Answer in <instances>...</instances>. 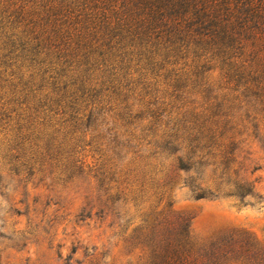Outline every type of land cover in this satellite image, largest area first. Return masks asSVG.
Masks as SVG:
<instances>
[{
    "label": "rangeland",
    "instance_id": "rangeland-1",
    "mask_svg": "<svg viewBox=\"0 0 264 264\" xmlns=\"http://www.w3.org/2000/svg\"><path fill=\"white\" fill-rule=\"evenodd\" d=\"M131 66L122 95L78 112L0 67V264H150L180 216L196 246L245 233L264 247V128L245 120L251 109H224L244 119L233 167L251 195L196 198L212 159L183 171L162 134L221 111L224 82L183 62Z\"/></svg>",
    "mask_w": 264,
    "mask_h": 264
},
{
    "label": "trees",
    "instance_id": "trees-1",
    "mask_svg": "<svg viewBox=\"0 0 264 264\" xmlns=\"http://www.w3.org/2000/svg\"><path fill=\"white\" fill-rule=\"evenodd\" d=\"M171 62L217 70L227 90L221 111L162 134L169 149L181 148L179 169L212 159V184L194 186V196L251 195L233 167L244 119L224 109L242 103L252 111L245 120L264 128V0H0V67L28 74L25 89L46 83L71 112L98 106L108 89L121 94L133 63ZM150 264H264V247L245 233L196 246L180 216L154 243Z\"/></svg>",
    "mask_w": 264,
    "mask_h": 264
}]
</instances>
